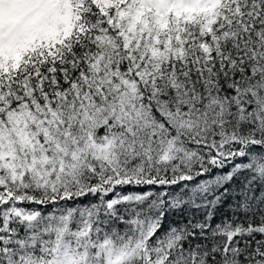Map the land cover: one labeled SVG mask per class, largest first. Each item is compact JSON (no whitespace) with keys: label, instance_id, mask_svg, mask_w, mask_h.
I'll use <instances>...</instances> for the list:
<instances>
[{"label":"snow or ice","instance_id":"1","mask_svg":"<svg viewBox=\"0 0 264 264\" xmlns=\"http://www.w3.org/2000/svg\"><path fill=\"white\" fill-rule=\"evenodd\" d=\"M0 264H264V0H0Z\"/></svg>","mask_w":264,"mask_h":264}]
</instances>
